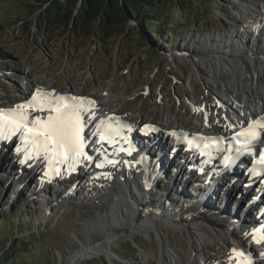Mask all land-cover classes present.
<instances>
[{
  "label": "rangeland",
  "instance_id": "1",
  "mask_svg": "<svg viewBox=\"0 0 264 264\" xmlns=\"http://www.w3.org/2000/svg\"><path fill=\"white\" fill-rule=\"evenodd\" d=\"M189 1V3L186 2L189 8L192 5L199 6L197 0ZM28 2V0H0V22H3V25H0V52L3 53L2 49H7V52L12 50L21 56L20 59L11 60L18 64V67H5L2 68L5 72H0V104L9 102L10 98H20L32 83L40 82L48 87L64 86L84 91L99 97L106 104L115 105L118 109L142 111L160 121L171 119L174 123L196 129L201 127V122L198 120L201 116L197 115L191 103L197 105L200 103L205 107L203 110L207 108L209 101L218 103L214 98L222 96L229 77V73L224 72L213 78V69L206 65V57L200 55L201 46L210 42L218 34H230L233 33L232 29L239 28L241 21L234 15H240L245 8L249 9L251 4L264 6V0H222V2L213 0V4L220 8L212 7L211 10L215 11L209 12L208 17L212 20L209 32H202L200 28L191 32L184 26L181 29L185 31L184 35L172 42L169 48L153 50L149 49L131 29L128 33L121 31L111 33L110 42L100 34H97L95 39H84L77 33H67L66 30H52L45 33L42 24L38 27L35 15H31L26 7ZM238 6L244 9H236ZM223 9H234L231 13L232 17L236 18L231 22L233 28L228 25L223 26L221 22L214 20L216 15L222 14ZM179 11L180 9L175 8V12ZM188 16L193 18V13L188 11ZM134 25L132 20L128 24L129 28H133ZM216 28L220 29L216 30ZM249 41L250 44L254 42L252 39ZM240 43V41H234L233 44ZM144 45H146L145 48L141 47ZM217 49H220V46ZM193 51L199 54L198 59H201L199 66L192 61V56L196 55L192 53ZM8 59L10 60V57ZM9 60L2 59L4 62ZM205 78H209L211 84H207L204 81ZM194 82H196L195 85ZM145 85H150L147 96ZM158 89H160L159 92L156 91ZM108 92L113 94V99L110 101L107 100ZM207 123L203 120L202 127ZM0 172V188L2 189L0 202L4 204L2 209L11 216L14 214L15 205L20 204L21 208L15 214L16 221L20 224H15V234L11 241L21 236L30 238L32 243L43 245L44 250L50 254L51 261L55 260L57 264H112L108 255L100 251H94L84 258H75V255L82 250L84 243L92 244L100 240L97 238L99 233L96 229L89 230L87 225L80 224V222H86V218L81 219L78 217L80 214L69 217L64 207L55 210L49 206L52 211L49 210V207L43 203L42 197L35 199L37 200L35 202L32 199L34 192L27 194L26 188H22L21 184L26 181H20L19 184L16 182L14 186L7 187L11 175L8 171ZM161 183L157 186L166 187L165 183ZM39 193L41 196L42 192ZM79 199L80 197L77 196L76 201L82 200ZM54 203L53 199V203L50 204ZM113 208L111 206V209ZM135 209L136 214L152 211L148 208ZM164 212H170L169 208ZM112 214H110L111 221L103 224L105 227L111 228L120 224ZM234 228L230 231L237 234ZM6 231L10 233V229ZM34 233L42 236L44 241L40 243L41 238L39 240L34 238ZM132 235L130 237L126 232L122 236H104V240L109 239L112 242L113 252L110 257L116 258L118 264H133L134 261L159 264L154 260L160 247L158 234L153 232L149 235L148 231L142 229ZM182 236L179 232L171 230L170 244L175 249L180 248ZM100 237L103 238V235ZM1 239H3L2 234H0ZM134 240H138L140 245L134 243ZM129 246L132 256L126 257L123 253L124 247ZM201 249L202 253L217 258L216 261L210 260L211 264H221L222 260L216 255L224 252L221 246L217 244L213 246L211 242H208V244L202 243ZM41 256L40 253L35 257L39 259ZM147 257H151L150 262Z\"/></svg>",
  "mask_w": 264,
  "mask_h": 264
},
{
  "label": "bare ground",
  "instance_id": "2",
  "mask_svg": "<svg viewBox=\"0 0 264 264\" xmlns=\"http://www.w3.org/2000/svg\"><path fill=\"white\" fill-rule=\"evenodd\" d=\"M234 41H240L241 43L235 45L233 44ZM218 46H220V49H217ZM199 52H201L200 55L206 57V65L213 69V78L222 75L224 72L229 73L228 81H226L225 84V91L222 96L219 95V97L214 98L218 103L209 101L207 108L204 110L203 108L205 107L200 103L198 105L192 103V108L196 109L197 115L201 116L205 122H208L209 118L212 116L219 117L223 122L229 121L248 108L258 109L262 105L264 106V61L257 59L249 60L243 56L264 57L263 41L254 40L253 44H250L249 39L246 40L240 37L238 33L221 34L201 46ZM192 53L196 54L192 56V61L195 65L199 66L201 64V59H198L199 54L194 51ZM204 81L207 84H211L209 78H205ZM195 84L196 82H194V85ZM106 95L107 100L110 101L113 99V94L111 95V92H108ZM214 103L216 104L215 107L213 105ZM110 106L114 107V105ZM210 108H212L211 111ZM205 115L207 117L206 119H204ZM225 117H227L228 120H226ZM150 149L156 151L158 157V150H160V147L152 146ZM148 154L152 156L151 153ZM257 156H259V153ZM9 163H12V161L10 160L8 162L7 157H0V171H8L9 167H7V165ZM155 166L157 165L152 164L151 168L156 169ZM159 173L162 179L161 170H159ZM191 177L193 176L191 175ZM23 180L30 183V179L27 176L25 179H12L9 181L7 187L14 186L16 182L19 184L20 181ZM23 184H21L22 187ZM166 184L167 183H165L166 187H158L157 185L140 187V182L136 181L131 183V185L129 184L127 190H124L126 189L124 187H120L119 190L118 188L116 190H110L108 194L112 195V200L102 194L103 189L99 190L98 194L93 196L94 194H90L89 192H85L84 189L78 188L75 193L82 199L80 202L76 201L77 196L75 197V194L65 195L61 190H58V192L50 189H48V191H39L36 188V192L32 193V199L36 202L37 200L35 199L42 197L43 203H45L47 207L51 206L52 209L55 208V210L64 207L66 208L65 213L69 217H74L75 214L78 216V214H80L78 217L87 219L86 222H80V224L87 225L86 227L89 230H97L99 233L97 234V238L100 240L92 244L84 243L82 250L75 255V258H84L87 255H91L94 251H100L108 255L112 264H118L113 257H110L111 252H113L111 248L112 242L109 239L107 241L104 240V236H122L123 233L127 232V235L132 237V234L143 229L148 231L149 235L156 232L159 236L160 247L155 254V259L159 264H211L209 255L201 252V244H208V242H211L213 246L217 244L225 250L219 255L216 254L217 257L222 260L221 264H239V256L237 253H233L232 250L237 249L247 252L251 251L252 248L249 247L247 239L242 238L241 232L236 234L230 231L231 228L226 226V223L229 217L232 220H237L239 223L248 220L251 215L250 206L247 204V218L242 220V222L238 219L239 217L235 215L238 212L236 213L235 209L231 208L233 204L231 201H229L226 206H223L214 197H204L206 191L200 192L195 188L193 183L183 181L182 179H173L171 185ZM134 186L140 189L139 193L137 192L129 196V189ZM25 188L26 187H24V189ZM234 191L235 186H229L228 194L230 199L233 197ZM39 192H44V195L42 194L40 196ZM64 195L66 197H64ZM53 199L56 203L51 205L50 203H53ZM188 203H194L196 205L191 207L187 205ZM111 206L114 208L111 209ZM51 207H49V210L52 211ZM183 207L189 208L183 210ZM202 207L205 208L208 213L204 211L198 219V222L194 223L191 212H198ZM135 208H148L152 209V211L150 213L140 212L136 214ZM168 208H175L173 211L175 214L173 215L176 216V218L168 217L169 221H165L160 220L158 217H153V215L157 213H166L164 211H167ZM109 211L110 214L113 213L112 215L120 222L116 227L109 228L103 225L112 219ZM219 211H221V213H218ZM224 213H227L229 217H224ZM218 220L224 224H217ZM263 222L264 221H262V223ZM171 230H175L183 235L180 248L178 249H175L172 244H170L169 234ZM100 235H103V238H101ZM225 252H227V254H225ZM229 257L234 258L230 260ZM259 257L261 259L262 254H260ZM147 260L150 262L149 257H147ZM133 264L145 263L140 261L136 263V261H134ZM251 264H257V262Z\"/></svg>",
  "mask_w": 264,
  "mask_h": 264
},
{
  "label": "snow or ice",
  "instance_id": "3",
  "mask_svg": "<svg viewBox=\"0 0 264 264\" xmlns=\"http://www.w3.org/2000/svg\"><path fill=\"white\" fill-rule=\"evenodd\" d=\"M41 113L42 115H32ZM243 115V113H241ZM228 120L227 117H225ZM97 120L95 102L84 97L55 95L41 89H36L28 101L18 104L8 110H0V141H11L19 139L16 152L22 155L20 163L42 160L45 165L44 176L51 174L52 177L62 176L64 171L75 172L85 162H95L97 168H104L106 165L115 166L119 161L111 159V156L125 152L132 154V148L125 149L124 144H130L126 135V128L114 116ZM90 126H92L90 128ZM228 129L236 127V124L229 120L226 125ZM86 129H90L87 131ZM140 131L148 135L151 131H157L153 126L145 125ZM95 139L100 148H96L97 155L102 157L96 161L86 148ZM205 155L209 148H216L221 152H227L224 160L229 165L233 159L230 155L233 151L238 157L241 153L248 154L258 140H264V116L257 117L247 122L246 127H241L230 138H208L198 136ZM227 141V148L223 147ZM116 146L114 153H109L102 146ZM191 150V149H189ZM259 159L264 164V152L259 153ZM143 162V158L141 161ZM131 166V162L125 161ZM110 177V173H102ZM252 175V172L249 173ZM264 175V173H261ZM51 182V179L48 181ZM43 183V178H42ZM262 238L258 242H264V227L260 229ZM254 235V234H253ZM240 257L239 264H251L250 258L246 261L243 257L246 253L237 249L232 250ZM234 257H229L232 260Z\"/></svg>",
  "mask_w": 264,
  "mask_h": 264
},
{
  "label": "trees",
  "instance_id": "4",
  "mask_svg": "<svg viewBox=\"0 0 264 264\" xmlns=\"http://www.w3.org/2000/svg\"><path fill=\"white\" fill-rule=\"evenodd\" d=\"M26 4L31 15H35L38 27L42 24L45 33L52 30H66L67 33H77L84 39H95L97 34L105 36L110 42L111 33L121 31L128 33L130 29L142 39L149 49L165 50L172 42L183 36L182 27L190 31L199 28L200 24L209 26L211 18L208 17L213 0H197L199 6L188 7L189 0H28ZM222 2V0H218ZM188 2V3H186ZM180 9L179 12H175ZM228 11V9H225ZM193 13V18L188 16ZM183 12V14L181 13ZM217 22L226 24L230 20L221 14L215 16ZM135 24L129 28L130 21ZM227 20V22H225ZM22 21V20H21ZM3 25V22H0ZM206 28V27H205ZM210 28V27H208ZM78 30V31H77ZM206 30V29H205ZM146 47V45L141 46ZM152 47V48H150ZM0 52V70L14 68L16 63L12 59H20V55L8 49ZM10 57V60L8 59ZM3 60H9L4 62ZM0 202V264H57L51 261L50 254L44 250L43 245L32 243L30 238L23 236L15 240L16 221L15 214L21 209L20 204L13 207L14 214L9 216ZM10 229V233L6 230ZM17 233V232H16ZM33 237L39 240L42 236L37 233ZM44 241L40 239V243ZM29 244H31L29 246ZM128 249V248H127ZM128 252V250L126 251ZM42 254L41 258H36Z\"/></svg>",
  "mask_w": 264,
  "mask_h": 264
},
{
  "label": "water",
  "instance_id": "5",
  "mask_svg": "<svg viewBox=\"0 0 264 264\" xmlns=\"http://www.w3.org/2000/svg\"><path fill=\"white\" fill-rule=\"evenodd\" d=\"M131 23V21L129 22V24ZM172 58V57H171ZM153 217H158L160 220H165V221H169V218L166 215L163 214H154ZM198 222V219H196L195 223ZM133 240V239H132ZM134 243L140 245V242L138 240H134ZM131 245H133V243H131ZM134 246V245H133ZM128 248V249H127ZM131 247H124V256H132V253L130 252ZM113 250V249H112ZM128 250V252H126ZM154 256V255H153ZM106 257V256H105ZM108 258V257H107ZM151 258V257H150ZM116 260V258H115ZM156 260V259H154ZM109 261V260H108ZM157 262V260H156Z\"/></svg>",
  "mask_w": 264,
  "mask_h": 264
}]
</instances>
